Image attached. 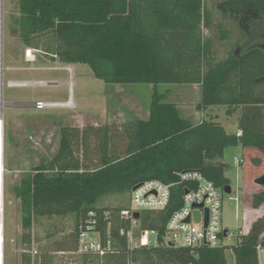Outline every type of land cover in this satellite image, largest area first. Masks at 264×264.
Returning a JSON list of instances; mask_svg holds the SVG:
<instances>
[{"label": "trees", "instance_id": "1", "mask_svg": "<svg viewBox=\"0 0 264 264\" xmlns=\"http://www.w3.org/2000/svg\"><path fill=\"white\" fill-rule=\"evenodd\" d=\"M207 1L18 0V32L25 46L60 64H86L106 84L156 87L148 119L126 116L123 130L132 143L122 157H109L106 147L102 163L89 168L79 156L83 132L60 129L53 156L34 164L16 188L25 230L44 219L71 216L78 241L80 228L91 226L103 245L111 240L113 251L82 254L84 264H228L230 249L235 264H259L256 247H264V219L234 245L219 249L172 247L164 241L187 185L181 174L198 171L224 190L230 179L222 159L233 145L242 147L246 170L263 167L264 0H222L214 11ZM170 84L199 85L200 109L226 107L229 116L241 109L240 134L229 135L212 119L194 123L183 116L166 94L155 91ZM152 180L177 187L166 210L140 213L135 235L156 231L158 245L132 247V221L121 215L127 207L103 202L130 196L134 187ZM263 190L251 195L243 190L251 198L248 209L264 205ZM47 260L41 264H50Z\"/></svg>", "mask_w": 264, "mask_h": 264}, {"label": "rangeland", "instance_id": "2", "mask_svg": "<svg viewBox=\"0 0 264 264\" xmlns=\"http://www.w3.org/2000/svg\"><path fill=\"white\" fill-rule=\"evenodd\" d=\"M221 1L208 0L207 7L214 11ZM18 7V0H3V81L16 80L20 83L23 80L42 79L55 82H47L44 88L39 89H10L3 86L1 109L4 129L0 137L2 264H41L44 259H49L50 264H84V257L79 253V241L76 240L75 217L44 219L31 230H25L22 227V204L16 196V188L34 164H38L42 158L48 160L53 156L58 148V133L62 127H75L83 132L79 156L85 166H99L106 147L109 157H122L132 143L128 133L123 130L126 116L132 113L141 119H148L156 87L146 84H106L97 79L86 64L74 65L77 71L75 68L70 72L67 69H53L59 65L45 54L37 55L35 66L39 68L41 64H46L51 69L28 71L30 64L26 63L25 55L29 47L19 37ZM204 33L206 35V30ZM74 80L77 108L71 110L72 114L63 107L37 110L33 105L23 104H34L39 100L70 103L68 90L75 91ZM155 91L167 94V101L181 107L182 115L194 123L212 119L220 123L229 135L238 134L242 110L238 109L232 116L227 114L226 107H216L208 113L201 111L200 86L170 84L158 86ZM243 154L240 145L229 146L224 151L222 163L228 167L226 176L230 179L232 194L224 197L223 222L225 229L248 233L255 221L264 219V205L258 210L248 209L251 198L244 197L243 190H246V195H251L264 189L258 188L255 183L261 177L259 174L264 172V156L259 155L262 170L254 166L246 170ZM236 158L243 163H236ZM245 179L248 180L247 184ZM229 197H236L239 202ZM103 205L128 208L131 205L130 196L109 198ZM226 254L228 264H235L233 255L230 252Z\"/></svg>", "mask_w": 264, "mask_h": 264}, {"label": "built area", "instance_id": "3", "mask_svg": "<svg viewBox=\"0 0 264 264\" xmlns=\"http://www.w3.org/2000/svg\"><path fill=\"white\" fill-rule=\"evenodd\" d=\"M3 23V16L2 21ZM0 23V26H1ZM44 54L40 50L27 49L25 59L30 64L28 70L36 68L37 55ZM3 64V30L0 37V62ZM5 71V68L0 75ZM18 82H9L10 87H16ZM0 96H3V89H0ZM57 103H48L39 101L33 104L37 110H46L55 108ZM68 104V103H67ZM4 124L3 109L0 108V127ZM244 161V160H243ZM236 158L235 162L243 163ZM182 182L187 183L184 187V195L181 207L172 214L166 225L165 243L173 244L174 247L196 248L208 246L213 249H219L224 246H232L236 243L240 234H247L243 231H230L224 228L223 222V201L225 197L224 190L219 189L211 181L205 178L198 171H188L181 174ZM177 183L165 184L157 180L147 181L133 188L130 194L131 205L121 212L124 219L132 221V231L129 234V243L132 247H150L159 243V236L156 231L141 230L138 237L135 231L139 229L138 220L134 219L136 213L146 211L166 210L173 196V190ZM230 200L239 202L238 198L229 197ZM206 211H208V221L206 222ZM200 214V221H195V213ZM190 219V222L186 221ZM227 231V233H225ZM122 234H124L122 232ZM79 253H93L104 256L108 251H113L111 240L106 245L102 244L100 235L92 231V227L87 230L80 228ZM257 253L259 264H264V247L261 243L257 244ZM233 255L232 249L229 251Z\"/></svg>", "mask_w": 264, "mask_h": 264}, {"label": "crops", "instance_id": "4", "mask_svg": "<svg viewBox=\"0 0 264 264\" xmlns=\"http://www.w3.org/2000/svg\"><path fill=\"white\" fill-rule=\"evenodd\" d=\"M37 62H38V58H37ZM52 62L59 65V67H55L53 69H67L69 72L72 71V69H74V68L76 69V67H74V65L60 64L59 62H55V61H52ZM26 63L29 64L27 61H26ZM50 69L51 68L50 67H47L46 64L45 65L44 64L43 65L41 64V66L39 68H35L34 70H28V71H39V72H43V71H48ZM76 71H77V69H76ZM71 78H72V75L69 76V79H71ZM74 81H75V91L73 92V90H68V96L67 97H68V99H70V103H68L67 107H63V108H66V110L68 112L70 111L71 114H72V111L71 110H74V109L77 108L76 101H75L76 93H77V90H76L77 89L76 88V80H74ZM9 82H16V80H9V81H7V83H9ZM19 82H20V84H26V85H24V86L10 87L7 84L6 85V88H10V89H13V88H32V89H39V88H44L45 87V84L47 82H55V81H47V80H42V79H32V80H23V81H19ZM196 86H199V85H196ZM74 94H75V97H74ZM200 98H201V94H200ZM39 101H42V100H39ZM23 104L24 105H27V106L33 105V104H28V103H26V104L23 103ZM213 108H216V107H210L208 109H201V111H203L205 113H208V111L211 110V109H213ZM238 134H240V132H238ZM0 191H1V187H0ZM240 231H242V230H240Z\"/></svg>", "mask_w": 264, "mask_h": 264}, {"label": "bare ground", "instance_id": "5", "mask_svg": "<svg viewBox=\"0 0 264 264\" xmlns=\"http://www.w3.org/2000/svg\"><path fill=\"white\" fill-rule=\"evenodd\" d=\"M2 16H3V0H0V23L2 21ZM2 30H3V23H1V26H0V37L2 38ZM4 70V67H3V64H2V61L0 62V72H2ZM9 85V83H6L3 81V78H2V74L0 75V89H3V86H6V85ZM26 84H20V83H17L16 86H24ZM68 104H56L55 107H67ZM1 106H3V102H2V96H0V108H2ZM2 128L4 129V124L1 125L0 127V137H1V130ZM1 180V179H0ZM2 249V239H1V236H0V251ZM2 258H3V255H2V252H0V259H1V262L0 264H2Z\"/></svg>", "mask_w": 264, "mask_h": 264}, {"label": "water", "instance_id": "6", "mask_svg": "<svg viewBox=\"0 0 264 264\" xmlns=\"http://www.w3.org/2000/svg\"><path fill=\"white\" fill-rule=\"evenodd\" d=\"M255 183H256L258 186L264 188V175H262L261 177H259V178L255 181ZM224 193H225L226 195H231V194H232V187H231L230 185H226V186L224 187ZM208 215H209V213H208V211H206V222L208 221ZM134 219H135V220H139V219H140V214H139V213H136V214L134 215ZM195 221H196V222H199V221H200V214H199L198 212L195 213ZM186 222L189 223V222H190V219H188ZM225 233H227V231H225ZM169 246L174 247L173 244H169Z\"/></svg>", "mask_w": 264, "mask_h": 264}]
</instances>
